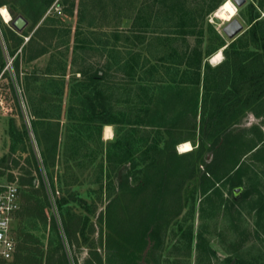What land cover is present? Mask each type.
I'll return each mask as SVG.
<instances>
[{
	"label": "rangeland",
	"instance_id": "374dc122",
	"mask_svg": "<svg viewBox=\"0 0 264 264\" xmlns=\"http://www.w3.org/2000/svg\"><path fill=\"white\" fill-rule=\"evenodd\" d=\"M182 1L198 12V25L191 29L193 35L184 37L173 27L156 41V34L149 30L142 34L144 42L140 44L134 33L128 32L139 9L150 5L156 9L153 18L163 20L166 16L165 11L158 14L154 0H0V8L6 7L12 13L10 23L0 15V75L3 74L0 93L12 109L8 114H0V179L19 186L21 208L15 217L14 231L18 245L25 241L23 246L31 248L34 257H42L40 264H264V116L257 118L247 113L231 126L227 132L229 142L236 145L230 144L222 163L228 164L226 167L231 171L227 176L225 170L221 171L213 179L218 183L209 182L205 186L203 173L215 160V138H205L199 127L184 128L183 133L193 134L187 142L195 152L204 143L197 176L182 190V212L177 225H173L174 221L171 225H156L144 247L141 240L133 241L132 245L122 239L121 235L127 237L138 225L117 222L120 204L116 198L120 201L123 195L120 186L126 182V170L122 166L110 172L106 159L109 141L132 128L120 125L116 136L113 127V138L108 141L103 137L104 141L103 126L82 123L80 111H75L71 120L68 117L70 105L79 107V88L74 85L77 79H82L81 72L104 66L106 57H101V53L107 50L102 48L101 41H108L110 47H119L126 53L140 51L141 64L147 59L158 66L160 58L173 47L184 53L200 40L204 42L203 50L212 42L216 46L213 30L226 42L238 39L248 30L249 4H261L257 11L264 19V0H245L242 6L231 0L237 8L233 19H238L243 29L229 39L223 31L229 22L218 18L217 11L203 17L213 0ZM18 16L28 21L22 32L12 26ZM161 20L159 31H165ZM11 32L23 39L16 53ZM116 33L119 40L114 37ZM131 34L127 42L125 35ZM38 49H46L47 53L29 61L31 52ZM220 61L222 57L217 60ZM110 76V81L120 85L118 91H108L113 103L121 113H130L136 91L130 94L123 86L125 79L121 72H111ZM43 77L64 81L63 95H56V88L41 80ZM18 86L22 88L21 95ZM73 94L76 96L72 97ZM32 103L39 113L59 119L60 145L55 165L49 170L43 166L31 128ZM12 121L19 129L26 125L29 140L9 136ZM46 123L49 127L56 122L45 120ZM143 131L135 134L138 141ZM224 137L221 134L219 145L226 144ZM181 144L177 146L179 153ZM32 149L38 164L32 159ZM138 157L136 154L135 159ZM235 180L241 183L236 187L241 188L236 197L231 184ZM128 181L132 182L131 178ZM136 187L133 182L132 189ZM204 188L208 190L203 194ZM245 192L247 197L243 196ZM60 198L67 199L64 210L58 205ZM188 231L194 236L191 249L184 238ZM157 234L160 237L156 238ZM199 237L205 241V253L197 250ZM16 254L7 262L13 263Z\"/></svg>",
	"mask_w": 264,
	"mask_h": 264
},
{
	"label": "trees",
	"instance_id": "16d2710c",
	"mask_svg": "<svg viewBox=\"0 0 264 264\" xmlns=\"http://www.w3.org/2000/svg\"><path fill=\"white\" fill-rule=\"evenodd\" d=\"M154 1L158 4V14L165 11L166 16L163 20L159 17L153 18L152 13L156 14V9L150 5L139 9L128 32L134 33L140 44L144 42L142 34L149 30L156 34V41H159L160 34L168 33L173 27L179 29L180 31L175 32L184 37L193 35L191 29L198 25L197 10L186 7V2L182 0ZM225 1L213 0L203 17L216 12ZM249 6L251 10L248 30L232 42H226L213 30L216 46H212V42L203 50L204 42L200 40L191 48L187 47L184 53L173 47L160 58L161 63L156 66L147 59L141 64L140 51L134 54L130 50L126 53L119 47H110L111 43L108 41H101L100 45L107 50L101 53V57H106L104 66L82 71V79H77L74 86L79 88L77 95L80 96V103L76 109L74 105H70V120L76 114L75 111H80L79 120L82 123L100 124L103 127L111 125L116 127V136L120 125L132 128L122 133L118 139L114 136L115 140L109 141L106 152L110 172L122 166L126 170V182H122L120 186L123 195L119 197L120 201L116 198V202L120 204V213H117L116 218L119 225H138L127 233V237L121 235L128 244L133 245V241L141 240L144 247L145 241L152 237L153 230L157 228L156 225H171V221H174L173 225L178 223L177 218L182 212V190L185 184L196 178L199 158L205 151L204 143L200 144L197 152L194 149L182 154L177 151L178 144L192 140L193 134L183 133L184 128L196 130L199 127L205 138H215V160L207 165V170L203 173L202 183L205 186L209 182L218 183L213 179L221 171L225 170V176L231 171L226 167L228 164L222 165L230 144L236 145L233 141L229 142L231 137L227 132L231 126L238 124L247 113H252L257 118L264 116V19L257 11L261 4L253 3ZM160 20L165 31H159ZM11 34L16 53L22 46L23 39L13 32ZM117 34L114 37L119 40L120 36ZM131 36L132 34L125 35L127 42ZM222 49L224 60L215 67L211 66L208 60ZM46 53V49L35 50L31 52L29 61ZM111 72H121L125 79L123 86H126L130 94L136 91V101L128 114L117 110L111 99L112 94L109 92L120 89L117 87L120 86L119 83L110 81ZM41 80L56 88V95H63L64 81L54 77H43ZM74 96L76 95L73 94L72 97ZM33 104L30 111L31 128L41 150L43 166L49 170L55 165V154L60 145L59 119L50 117L45 112L39 113ZM58 109L60 111L61 107ZM45 120H55L56 123L51 125L55 128L47 127L49 124H45ZM140 129L144 131L138 141L135 134ZM221 134L225 136L223 141L226 144H218ZM17 135L21 140L22 137L29 140L26 125L19 129L16 122L12 121L9 136L15 138ZM136 154L139 156L137 159ZM32 159L38 164L34 149ZM129 178L132 182L128 181ZM133 182L137 185L135 190L132 189ZM231 184L235 189L241 183L235 180ZM207 190L204 188L203 194ZM243 196L247 197L248 193L245 192ZM66 201L65 198L58 201L62 210ZM192 201L194 203V198ZM158 236L160 237L157 234L156 238ZM184 238L187 240L188 249H191L194 239L192 231L184 233ZM23 243L18 245L13 263L2 260L0 264H40L42 257H34L31 248L24 247ZM196 246L199 253H205L206 244L201 237L197 239Z\"/></svg>",
	"mask_w": 264,
	"mask_h": 264
},
{
	"label": "built area",
	"instance_id": "2783aa9c",
	"mask_svg": "<svg viewBox=\"0 0 264 264\" xmlns=\"http://www.w3.org/2000/svg\"><path fill=\"white\" fill-rule=\"evenodd\" d=\"M3 74L0 75V80ZM18 94L22 88L18 86ZM11 107L7 104L3 94L0 93V114H8ZM20 189L14 181L0 179V261H10L17 251V239L14 231L16 214L20 211Z\"/></svg>",
	"mask_w": 264,
	"mask_h": 264
},
{
	"label": "bare ground",
	"instance_id": "6f19581e",
	"mask_svg": "<svg viewBox=\"0 0 264 264\" xmlns=\"http://www.w3.org/2000/svg\"><path fill=\"white\" fill-rule=\"evenodd\" d=\"M236 13H237L236 6L232 3L231 0H226L217 10L216 16L222 20H225V22L226 21L231 22L233 18L236 16ZM0 15L6 23L11 22L12 15L10 14V12L6 7L0 8ZM221 57H222L221 53H217L216 55H214V57H212L211 61L217 62V60ZM112 129L113 128L111 126L104 127L103 137L105 140L109 141L110 139L113 138ZM190 150H192V146L189 142H184L180 145V151L182 153L189 152Z\"/></svg>",
	"mask_w": 264,
	"mask_h": 264
},
{
	"label": "water",
	"instance_id": "95a60500",
	"mask_svg": "<svg viewBox=\"0 0 264 264\" xmlns=\"http://www.w3.org/2000/svg\"><path fill=\"white\" fill-rule=\"evenodd\" d=\"M237 6H242L245 3V0H235ZM28 25V21L22 17L18 16L16 19L12 21V26L17 30V32L23 31V29ZM243 29V25L240 23L238 19H233L229 22L223 29L225 35L229 39H234ZM241 188L234 189V194L238 195Z\"/></svg>",
	"mask_w": 264,
	"mask_h": 264
},
{
	"label": "crops",
	"instance_id": "0c3cea01",
	"mask_svg": "<svg viewBox=\"0 0 264 264\" xmlns=\"http://www.w3.org/2000/svg\"><path fill=\"white\" fill-rule=\"evenodd\" d=\"M217 53H221V55H222V61L224 60V54H223V49L222 50H220V51H218ZM216 53V54H217ZM216 54H214V55H216ZM214 55L212 56V57H214ZM211 59L212 58H210L208 61H209V64H211V66H217V65H219L222 61H220V62H213V61H211ZM250 115H253L254 116V114H252V113H250ZM106 126H111V125H105L104 127H106ZM103 127V128H104ZM112 128H113V126H111ZM103 131L104 130H102V139H103ZM112 131H113V129H112ZM104 140V139H103ZM105 141V140H104ZM15 236H16V239H17V248H18V237H17V234L15 233ZM17 252V251H16Z\"/></svg>",
	"mask_w": 264,
	"mask_h": 264
}]
</instances>
